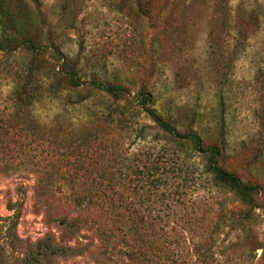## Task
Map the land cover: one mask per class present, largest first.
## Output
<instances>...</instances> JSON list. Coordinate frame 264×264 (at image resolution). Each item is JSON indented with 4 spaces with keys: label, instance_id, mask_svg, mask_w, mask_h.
<instances>
[{
    "label": "rangeland",
    "instance_id": "1",
    "mask_svg": "<svg viewBox=\"0 0 264 264\" xmlns=\"http://www.w3.org/2000/svg\"><path fill=\"white\" fill-rule=\"evenodd\" d=\"M17 1L33 28L78 62L84 83L78 93L54 92L50 79L37 75L35 104L15 105L13 89L22 84L30 56L0 52V216L11 214L9 202L22 204L18 239L33 245L50 236L81 248L52 264H106L98 258L101 240L91 221L103 227L107 216L82 213L80 236L68 240L60 220L74 217L73 202L41 199L35 188L38 181L60 184L64 193L89 196L95 176L129 175L133 167L166 183L149 197L144 189L133 198L140 209L162 212L164 248L186 264H264V0H169L166 9L164 0L10 5ZM139 1L147 13L139 12ZM92 75L125 87L133 105L144 85L159 114L178 125L194 120L204 143L216 141L221 130L226 153L219 164L261 189L256 220L239 228L240 205L213 186L204 160L178 148L141 111L117 116L123 102L90 89ZM180 209L192 215L180 220ZM258 245L262 249L254 251Z\"/></svg>",
    "mask_w": 264,
    "mask_h": 264
},
{
    "label": "trees",
    "instance_id": "2",
    "mask_svg": "<svg viewBox=\"0 0 264 264\" xmlns=\"http://www.w3.org/2000/svg\"><path fill=\"white\" fill-rule=\"evenodd\" d=\"M168 2L169 0H164L163 8L168 7ZM139 12L141 14L148 12L141 1ZM43 41L47 43L43 44ZM18 50L28 54L30 60L26 64L22 84L17 83L13 89L15 105L27 108L35 104L36 89L33 83L37 75L50 79L49 88L54 92L81 91L84 83L81 81V68L78 62L61 55L50 35L45 34L42 28L37 26L33 28L18 1L11 6L10 0H0V52L14 53ZM88 84L90 89L110 97L115 103L123 102V105L116 109L120 118L137 109L147 117L154 128L165 134L178 148H187L202 158L204 173L210 177L213 186L230 193L240 205L241 210L236 221L239 228H245L256 220L255 212L261 208L258 202L261 189L257 185L243 182L237 175L219 164L220 160H224L226 153V137L221 130L216 136V141L204 143L191 127L194 120H191V124L178 125L170 117L159 114L153 108L151 92L147 91L144 85H141L137 92L136 103L133 105L131 100H128L126 88L120 84L97 79L95 75H92ZM91 136L98 138L97 134ZM165 184L160 178L132 167L129 175L118 173L92 178L91 190L87 189L89 196L81 193L71 195L66 191L64 193V185L54 186L52 183L43 185L39 181L35 193L41 199L56 195L60 202H73L76 211L74 217L63 216L60 220V226L63 227L64 236L68 240L80 236V229L86 222L82 213L93 211L97 216L106 215V226L96 227L95 222L91 221V225L98 229L97 235L101 240L95 246L98 258L106 264H120L121 259L128 264H186L181 254L164 248L162 241L165 235L164 226L158 223L162 212H156L152 207L140 209L133 201L140 190L146 189V197H149L165 187ZM128 192L131 194L129 198L126 196ZM167 198L168 196L163 194L162 202L167 201ZM21 206L19 202H9L6 209L11 214L6 217L0 216V264H52L55 258L77 255L82 251L80 247L69 248L59 245L50 236L38 240L33 245L22 243L16 235ZM190 215L192 212L187 214L183 209L176 211V217L180 220H186ZM231 218L230 215L229 222L232 223ZM259 249H262L260 245L254 248V251Z\"/></svg>",
    "mask_w": 264,
    "mask_h": 264
}]
</instances>
